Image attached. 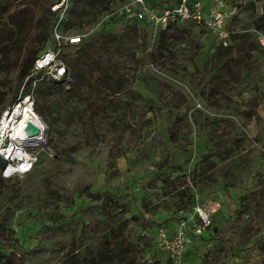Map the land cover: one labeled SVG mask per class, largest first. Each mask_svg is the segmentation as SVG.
Listing matches in <instances>:
<instances>
[{
  "label": "rangeland",
  "instance_id": "1",
  "mask_svg": "<svg viewBox=\"0 0 264 264\" xmlns=\"http://www.w3.org/2000/svg\"><path fill=\"white\" fill-rule=\"evenodd\" d=\"M56 1L27 0L0 20V118L30 85L13 66L30 33L44 43L36 57L54 46ZM125 1L67 0L64 32L88 35L63 54L80 89L34 90L45 133L28 147L32 169L0 181V264H71L70 253L79 264H176L157 225L181 217L185 193L213 225L191 235L182 264H264V1L226 0L237 9L227 53L193 22L171 27L163 46L138 21L92 30ZM105 190L133 195L126 216L139 218L127 227L136 249L115 261L98 259L117 225L99 203Z\"/></svg>",
  "mask_w": 264,
  "mask_h": 264
},
{
  "label": "built area",
  "instance_id": "2",
  "mask_svg": "<svg viewBox=\"0 0 264 264\" xmlns=\"http://www.w3.org/2000/svg\"><path fill=\"white\" fill-rule=\"evenodd\" d=\"M67 8V0H59L51 5V10L56 15L54 46L45 48L35 58L27 75L30 88L26 90L25 95L31 94L33 98L35 88L42 84L75 88L76 79L71 75L63 54L69 49H75L68 54L69 57L76 54V49L85 43L88 35L64 32L63 19ZM236 10L227 9L226 0H126L119 7L102 15L92 30L113 32L138 21L151 27V33L156 36L162 29L193 22L197 27L210 31L217 39V44L228 46L231 37L229 25ZM258 36L264 45V34L259 33ZM22 100L10 105L0 118V156L6 160L1 171L4 178L23 177L32 169L35 162L34 155L28 151L31 145L22 147L12 135V130L9 132L2 130L3 118L9 116L8 120L11 119ZM31 102L34 104V98ZM35 118L44 125L39 114H36ZM175 223L176 225L170 227L164 225L158 227L156 243L160 248L170 252L176 264H182L191 235L201 236L210 228L212 213L208 206L195 204L192 208L184 210L181 218Z\"/></svg>",
  "mask_w": 264,
  "mask_h": 264
},
{
  "label": "trees",
  "instance_id": "3",
  "mask_svg": "<svg viewBox=\"0 0 264 264\" xmlns=\"http://www.w3.org/2000/svg\"><path fill=\"white\" fill-rule=\"evenodd\" d=\"M264 1V0H263ZM27 0H0V20L3 18V16H5V12L7 8H12V7H17V6H23L24 3H26ZM137 22H134L132 24H128V26H133L134 29H136L138 25ZM181 27V26H178ZM258 27H260V25H258ZM171 27H168L166 29H162L161 30V39H160V46H163L164 40L166 39L167 36V32L169 31ZM35 31H33L32 33H30L29 37L27 38V48L26 51L24 53V55L21 57V59H17L16 62L13 63V66L16 68V79L19 80L20 82L23 81V78L26 74H29L30 69L33 65V62L36 58L35 54L44 46V43H40L38 45H36L35 42ZM219 49L221 50L222 47H219ZM225 49V53H227L226 51H229L231 49L230 46L228 47H224ZM223 52V51H221ZM71 70V69H70ZM73 78L76 79V83H75V88H72L73 91L72 93H76L79 91L80 87H78V81L80 80L78 76H74ZM80 82V81H79ZM46 85H51V84H42L41 86H46ZM53 85V84H52ZM58 86V85H56ZM60 87V86H58ZM30 88V85H28L27 89ZM69 89V90H72ZM21 99V96H18V90L17 93L15 94L13 100H12V104L16 103L17 101H19ZM11 104V105H12ZM35 107L37 109H39V105L38 103L35 104ZM1 174V173H0ZM4 179H8V178H2L0 176V181L4 180ZM182 194L184 193L183 191ZM179 192V193H180ZM188 194L185 193L183 195H180L181 198H184V196L187 197V200L183 202V208L185 207L184 210L188 209L187 205H190L192 203L191 200V196H187ZM133 195H118L110 190H105L103 191L100 196H99V203L103 206V208L106 210V212L108 213V215H110L112 218H115L117 221V225H115V227H113L110 230V235H108L105 240H103V244H104V248L99 252L98 254V259H109L112 261L118 260L120 258H126L130 255L131 251L136 249V243L130 239L129 237V232L127 230V227L129 225H131L132 223L136 222L137 219H139L137 217V215L132 214L130 217H127V213L130 212V205H131V199L133 198ZM187 206V207H186ZM79 211V208L75 211V213H73V215L68 216L67 218H71L72 216H74L77 212ZM176 217L170 216L168 217L166 220H164V222H169L168 225L170 227V223L173 222H177L181 217L177 218V220L175 219ZM159 225H157V228L159 226L162 225V223H158ZM212 225H213V221H212ZM212 225L210 226L209 229H212ZM45 227H42L39 230V233L43 232L45 229ZM202 236V235H201ZM200 236V237H201ZM219 239H225L224 237H220L218 236ZM150 242L153 241V237L150 236ZM263 241V239H262ZM41 240H38V244L36 246V248H40L41 246ZM77 249V248H76ZM70 252H72V249L70 250ZM2 254V250L0 248V255ZM94 258V257H93ZM97 259V258H96ZM69 261L71 264H79V259L77 257L76 254L70 253L69 254ZM94 261V259H93ZM155 264H160L159 262H156ZM203 264V263H201ZM258 264H263L262 262L258 263Z\"/></svg>",
  "mask_w": 264,
  "mask_h": 264
},
{
  "label": "bare ground",
  "instance_id": "4",
  "mask_svg": "<svg viewBox=\"0 0 264 264\" xmlns=\"http://www.w3.org/2000/svg\"><path fill=\"white\" fill-rule=\"evenodd\" d=\"M31 101V94H26L22 103L18 105L17 110L13 113L12 118L8 120V116L2 120V130L6 132L12 130V135L24 148L35 145L45 133V125H42L35 118L37 113Z\"/></svg>",
  "mask_w": 264,
  "mask_h": 264
},
{
  "label": "crops",
  "instance_id": "5",
  "mask_svg": "<svg viewBox=\"0 0 264 264\" xmlns=\"http://www.w3.org/2000/svg\"><path fill=\"white\" fill-rule=\"evenodd\" d=\"M170 225L174 226V225H176V223L171 222ZM192 240H193V239H192Z\"/></svg>",
  "mask_w": 264,
  "mask_h": 264
},
{
  "label": "water",
  "instance_id": "6",
  "mask_svg": "<svg viewBox=\"0 0 264 264\" xmlns=\"http://www.w3.org/2000/svg\"><path fill=\"white\" fill-rule=\"evenodd\" d=\"M65 77H66V74H65V76H64V79H65Z\"/></svg>",
  "mask_w": 264,
  "mask_h": 264
}]
</instances>
